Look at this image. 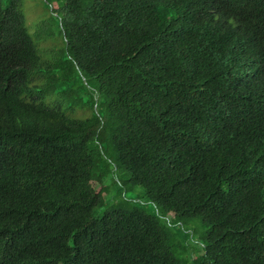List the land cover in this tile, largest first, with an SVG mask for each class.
Returning <instances> with one entry per match:
<instances>
[{
	"label": "trees",
	"instance_id": "obj_1",
	"mask_svg": "<svg viewBox=\"0 0 264 264\" xmlns=\"http://www.w3.org/2000/svg\"><path fill=\"white\" fill-rule=\"evenodd\" d=\"M0 0V264H264V0Z\"/></svg>",
	"mask_w": 264,
	"mask_h": 264
},
{
	"label": "rangeland",
	"instance_id": "obj_2",
	"mask_svg": "<svg viewBox=\"0 0 264 264\" xmlns=\"http://www.w3.org/2000/svg\"><path fill=\"white\" fill-rule=\"evenodd\" d=\"M25 14L28 28L32 34L31 29L34 28L36 23L51 16V9L46 0H25Z\"/></svg>",
	"mask_w": 264,
	"mask_h": 264
}]
</instances>
